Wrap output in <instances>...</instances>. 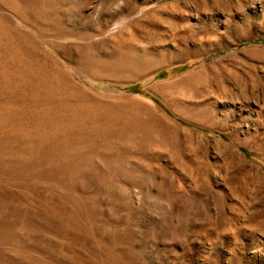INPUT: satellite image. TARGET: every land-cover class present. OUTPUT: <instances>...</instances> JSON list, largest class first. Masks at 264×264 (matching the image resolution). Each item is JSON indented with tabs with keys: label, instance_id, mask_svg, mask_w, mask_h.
Wrapping results in <instances>:
<instances>
[{
	"label": "rangeland",
	"instance_id": "rangeland-1",
	"mask_svg": "<svg viewBox=\"0 0 264 264\" xmlns=\"http://www.w3.org/2000/svg\"><path fill=\"white\" fill-rule=\"evenodd\" d=\"M0 264H264V0H0Z\"/></svg>",
	"mask_w": 264,
	"mask_h": 264
},
{
	"label": "bare ground",
	"instance_id": "bare-ground-1",
	"mask_svg": "<svg viewBox=\"0 0 264 264\" xmlns=\"http://www.w3.org/2000/svg\"><path fill=\"white\" fill-rule=\"evenodd\" d=\"M4 181V180H3ZM60 214V213H59ZM10 221V220H9ZM32 260V259H31ZM30 261V260H29Z\"/></svg>",
	"mask_w": 264,
	"mask_h": 264
}]
</instances>
